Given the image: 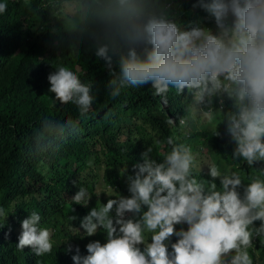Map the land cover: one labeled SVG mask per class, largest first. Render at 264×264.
<instances>
[{
	"label": "clouds",
	"instance_id": "obj_1",
	"mask_svg": "<svg viewBox=\"0 0 264 264\" xmlns=\"http://www.w3.org/2000/svg\"><path fill=\"white\" fill-rule=\"evenodd\" d=\"M199 7L214 27L185 29L168 0H90L91 24L76 44L91 41L109 69L115 58L113 99L129 86L150 85L153 96L165 102L173 89L187 92L193 119L197 112L209 124L222 117L235 145L232 158L253 167L264 162V0H199ZM6 9L0 3V14ZM48 80L56 101L72 102L81 116L89 112L92 84L77 72L60 66ZM225 98L231 101L227 112ZM217 100L220 108L214 107ZM65 124L76 128L71 119ZM186 124L187 117H180L179 125ZM218 128L214 136L220 135ZM166 144L170 151L162 160L151 156L150 146L142 162L131 166L128 196L110 197L106 204L98 199L83 217L84 235L102 231L106 243L89 242L86 256L77 246L74 264H253L254 255L256 264H264L258 248L264 244V180L244 185L239 172L222 173L215 162L207 165L210 179L199 180L192 146L173 136ZM91 198L81 186L72 202L87 207ZM7 217L0 208V218ZM40 223L35 211L22 221L19 250L30 247L37 256L52 252V230Z\"/></svg>",
	"mask_w": 264,
	"mask_h": 264
},
{
	"label": "trees",
	"instance_id": "obj_2",
	"mask_svg": "<svg viewBox=\"0 0 264 264\" xmlns=\"http://www.w3.org/2000/svg\"><path fill=\"white\" fill-rule=\"evenodd\" d=\"M168 2L185 29L201 23L214 27L199 0ZM0 3L7 4L0 14V208L8 213L6 220L0 218V264H74L77 246L79 255L86 256L89 242L106 243L102 231L84 235L81 220L98 199L106 204L110 197L128 196L126 176L131 166L142 162L141 154L150 146L151 156L162 160L170 151L169 136L192 146L197 156L193 174L199 180L210 179L199 164L207 153L222 173L239 172L244 185L254 178L264 180V162L249 167L232 158L235 145L222 117L213 124L219 127V136L195 113L193 119L187 92L177 94L173 89L165 102L153 96L150 85L129 86L112 98L109 81L112 72L119 71L115 58L109 69L96 57L91 41L76 44L91 24L90 0ZM60 66H68L83 83L92 84L93 104L84 116L75 104H61L49 92L48 76ZM214 107H221L218 100ZM223 108L231 109L227 98ZM180 117H187L184 127L179 125ZM69 119L75 129L66 127ZM169 119L176 123L169 124ZM81 186L92 197L87 207L72 202ZM33 211L41 215L40 226L52 230V252L43 256L30 247L17 248L22 221ZM181 227L187 229L177 225V230ZM176 239L170 238L173 243ZM258 248L264 256V244Z\"/></svg>",
	"mask_w": 264,
	"mask_h": 264
},
{
	"label": "rangeland",
	"instance_id": "obj_3",
	"mask_svg": "<svg viewBox=\"0 0 264 264\" xmlns=\"http://www.w3.org/2000/svg\"><path fill=\"white\" fill-rule=\"evenodd\" d=\"M197 116L200 117V123H202L203 125H206L209 129H212V127L214 128V125L215 123L213 124H209L207 121L203 120L199 114V112L196 113ZM200 156V155H199ZM201 160L199 162L200 164V168H202L203 170H205L207 173H208V167L207 165L209 163H212V162H215L213 159L210 158V156L207 154H204V156L202 155L201 156ZM217 164V163H216ZM218 165V164H217Z\"/></svg>",
	"mask_w": 264,
	"mask_h": 264
}]
</instances>
